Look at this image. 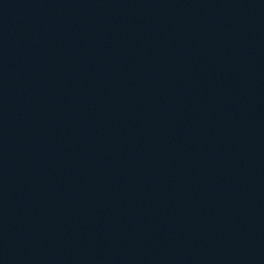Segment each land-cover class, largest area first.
I'll list each match as a JSON object with an SVG mask.
<instances>
[{"label": "water", "instance_id": "obj_1", "mask_svg": "<svg viewBox=\"0 0 264 264\" xmlns=\"http://www.w3.org/2000/svg\"><path fill=\"white\" fill-rule=\"evenodd\" d=\"M0 264H264V0H0Z\"/></svg>", "mask_w": 264, "mask_h": 264}]
</instances>
